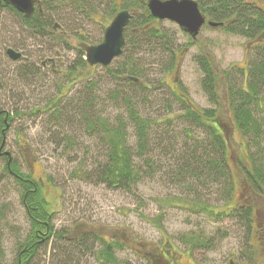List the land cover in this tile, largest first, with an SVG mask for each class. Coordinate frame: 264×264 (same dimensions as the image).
Here are the masks:
<instances>
[{
  "label": "rangeland",
  "instance_id": "374dc122",
  "mask_svg": "<svg viewBox=\"0 0 264 264\" xmlns=\"http://www.w3.org/2000/svg\"><path fill=\"white\" fill-rule=\"evenodd\" d=\"M126 1L42 0L40 31L25 26L18 12L0 6V110L13 116L5 151L13 154L24 176H30L24 168V149L31 163L34 155L38 158L31 177L41 185L54 227V235L31 264H105L90 250L95 240L97 251L103 240L123 244L116 250L117 264H154L153 260L159 264L169 242L178 252L197 253L201 264H264V199L249 191L242 173L245 163L240 162L249 159L250 150H257L249 149V138L232 126L235 98L229 97L231 89L246 85L245 75L260 51L255 42L208 24L192 39L174 22L157 20L149 27L159 32L158 38L134 35L129 24L123 54L109 67L89 66L84 47L103 41L113 11L119 12ZM141 13L143 9L137 17ZM8 49L22 57L12 60ZM201 58L211 61L218 78V114L228 139L226 173L233 178V193L215 171L216 147L209 128L186 117L190 106L218 108L203 88ZM124 67L125 75L139 78L141 86L108 71ZM127 99L151 122L145 158H150L153 169L136 154L137 135ZM252 109L263 125L257 144L264 152V90ZM86 117L96 122L99 117L108 119L113 125L119 117L127 121L135 164L148 172L131 191L100 182L108 147L99 132L88 128ZM5 169L6 159L0 155V175ZM23 196L19 182L5 174L0 181V264H15L30 238L32 221ZM236 205L254 208L252 227L236 217L238 207V212L223 218L203 211L207 207L229 212ZM81 224L91 235L84 247L82 235L75 233ZM188 236L211 240L213 245L192 248L182 241Z\"/></svg>",
  "mask_w": 264,
  "mask_h": 264
},
{
  "label": "trees",
  "instance_id": "16d2710c",
  "mask_svg": "<svg viewBox=\"0 0 264 264\" xmlns=\"http://www.w3.org/2000/svg\"><path fill=\"white\" fill-rule=\"evenodd\" d=\"M0 6L16 11L13 7L7 6L4 3H0ZM199 6L202 13L206 15L209 20L220 24L219 27L216 28H220L230 34L242 36L253 43L255 42V45L260 51L259 59L250 64L248 74L245 75L246 85L241 84L238 89H231L229 97L232 99L235 98L230 108L232 113V116H230L232 118V126H234L236 130H239L245 139L249 138L247 143L249 144V149L253 147L257 150L256 152H251L250 150L248 154L249 159L242 160V158L240 159L239 157L240 162L245 163L242 170L243 176L248 183L249 191L252 192L253 195L261 196V198L264 199V152L258 148L260 145L257 144L258 138L261 137L263 125L254 116V111L252 109V105L259 101L261 92L264 90V3L259 5L258 2L251 3L247 2V0H200ZM140 9H143L144 13H141L140 16L137 17ZM122 10L134 11V17L130 22V24H133L132 26L135 31L134 35L141 33L145 35L151 34L152 37L156 38L159 37V32L149 27V25L157 20L150 14L145 0H128L125 2L123 8L120 9V11ZM117 13V10L113 11V14L116 15ZM19 16L22 17L23 24L30 29L39 31L42 29L43 15L40 13L30 18H26L21 14H19ZM125 37H128V35L126 34ZM128 40L129 39H127V41ZM199 64L205 74L203 88L208 94L210 101L213 104H217L218 108L212 110L198 109L197 107L190 106L187 110L186 117L194 122L206 125L209 128L212 146L216 147H212L214 153L217 155L214 159L217 163V170L215 169V171H218L220 178L228 184V192L233 193V178L226 173L228 172V167H230L228 139L226 136V129L224 128V120L222 116L218 114L220 106L218 78L212 70V63L209 59L201 58ZM83 65H86V62H84ZM124 69L125 67L117 69L116 71L108 69V71L117 79H122L129 83L131 82L135 86H141V80L138 78V83L131 81L129 77L133 76L125 75ZM129 75H134V70ZM127 106L129 119L136 129L138 148L136 154L145 158L149 151L148 133L151 122L149 119L139 114L132 100L127 99ZM6 116H9V122L13 121V116H11V114L0 110L1 140H3L4 136V133H2L3 130L5 129V134L8 130V128H5L8 126L7 123H5ZM96 120H90L88 118V128L92 132H99L104 143H106L108 147V163L102 167L99 180L105 183L109 188H122L126 191H131L132 187L136 186L141 181L143 173L148 172H141L139 165L135 164V149L128 144V123L122 117L118 118V122L115 125L111 124L108 119L99 117L97 122ZM205 159H207V157ZM145 163L148 168L153 169L154 166L150 158H145ZM8 170V167H6L4 172L8 174ZM208 176L211 178V172ZM16 180L24 189L23 205L30 208L28 214L32 221V232L27 243L22 247L15 264H31L38 251L46 245L54 235V227H52V216L48 208L49 204L43 198L41 190L38 188L35 191H31L34 185H36V182L31 184L29 181L21 182L18 178H16ZM230 202H233V200L230 199L229 204ZM237 209L240 213L235 214L236 217H241L252 227L254 208L251 205L240 207L236 205L232 209L228 208V210H230L229 212L222 209L221 211H217V213L207 207H204L203 211L211 217L223 218L232 215L230 213L232 211L233 213L238 212ZM158 221L160 222L161 220L159 219ZM90 236L91 235L88 233L82 235L81 246H83L82 244ZM100 241L101 240H99V243ZM182 241L187 245L190 244L192 248H211L213 245L211 240H200L198 237H183ZM95 244L96 240L94 245ZM94 245H92L90 250L98 261L105 264L119 263L116 250L123 247V244H121L119 240L111 242L105 240L101 241L98 251L95 249Z\"/></svg>",
  "mask_w": 264,
  "mask_h": 264
},
{
  "label": "water",
  "instance_id": "95a60500",
  "mask_svg": "<svg viewBox=\"0 0 264 264\" xmlns=\"http://www.w3.org/2000/svg\"><path fill=\"white\" fill-rule=\"evenodd\" d=\"M12 6L26 18L32 17L36 12L38 5L42 11L40 0H0V3ZM150 14L157 20H168L177 24L185 33L189 34L192 39H196L201 29L206 24V17L200 10L199 3L196 0H149L147 5ZM134 14L130 11L122 10L118 12L110 25L106 28L104 39L100 44L85 46L86 61L91 67L103 66L109 67L123 53L126 45L125 29L133 19ZM211 27H219L220 24L209 22ZM7 54L12 60H19L22 55L13 49H8ZM135 83L139 82L138 78L129 77ZM6 136L0 148H4ZM8 157L11 153H5ZM4 174L0 175V181Z\"/></svg>",
  "mask_w": 264,
  "mask_h": 264
},
{
  "label": "flooded vegetation",
  "instance_id": "af4514ba",
  "mask_svg": "<svg viewBox=\"0 0 264 264\" xmlns=\"http://www.w3.org/2000/svg\"><path fill=\"white\" fill-rule=\"evenodd\" d=\"M37 13H40L41 15H43V13H44L43 8H42V11H40L38 5L36 7V12H35L34 15H36ZM8 117L9 116H6V118H5V123H7V125H8L5 128H8V130H9L10 127H11L12 121L9 122L8 121ZM8 130H7V132H8ZM2 133H4L5 136L7 135V133L5 134V129L3 130ZM5 142H6V140H5ZM0 147H1V145H0ZM6 152L7 151H5V145H4V148L0 152V155L5 157V159H6V167H8V169H9L8 170V174L11 175L12 177H14L15 180H16V178H18L21 182L29 181L31 184L32 183L34 184L35 181L32 179L31 176L33 174H35V169H36L37 162L39 163L38 158L34 155V159H33L32 163H31L30 160H29V155L27 154V150L24 149V153L22 155L23 160L25 162L24 163V168L27 170V173L30 175V176H24L23 173H22L23 169L20 166L17 165V162L15 161V158H14L13 154L11 153V156L8 157L5 154ZM4 174H6V173H4ZM40 186L41 185L37 182V184L34 185V188L31 191L37 190L38 188H40ZM26 210H27V212H29L30 208L26 207ZM81 226H82L81 228L80 227H76V229H75V233H79L80 234L79 236H81V235H83L85 233H88L87 230L90 229L84 224H81ZM82 228H84V229L86 228L85 232H82L84 230ZM197 248H199V247H197ZM191 249L192 248L190 247V250ZM187 253L188 254H184L182 252H178L176 250V246L169 242V245L161 252V255H163V259H161L159 261V264H201L200 260L198 259L197 253H195V255L191 251H187ZM186 256L190 259V262H188V260L186 259ZM183 258H185V261H183ZM153 263L154 264H158V262H156V260H153Z\"/></svg>",
  "mask_w": 264,
  "mask_h": 264
}]
</instances>
